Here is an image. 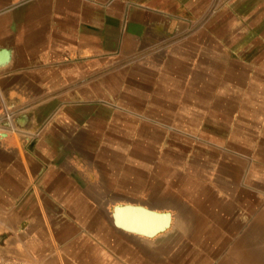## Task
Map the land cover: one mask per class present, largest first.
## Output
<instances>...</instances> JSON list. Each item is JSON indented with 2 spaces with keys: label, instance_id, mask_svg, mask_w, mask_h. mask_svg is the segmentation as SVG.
<instances>
[{
  "label": "crops",
  "instance_id": "1",
  "mask_svg": "<svg viewBox=\"0 0 264 264\" xmlns=\"http://www.w3.org/2000/svg\"><path fill=\"white\" fill-rule=\"evenodd\" d=\"M135 80L163 96L223 97L222 118L193 99L205 118L177 125L174 143L201 153L148 131L136 155L133 121L120 148L114 102L135 96ZM138 185L191 200L190 217L120 194ZM120 204L169 212L171 224L125 231ZM263 210L264 0H0V262L264 264ZM170 232L185 254L167 251Z\"/></svg>",
  "mask_w": 264,
  "mask_h": 264
},
{
  "label": "rangeland",
  "instance_id": "2",
  "mask_svg": "<svg viewBox=\"0 0 264 264\" xmlns=\"http://www.w3.org/2000/svg\"><path fill=\"white\" fill-rule=\"evenodd\" d=\"M136 71L140 74H142V69L140 67V70ZM146 75V74H145ZM143 77V76H142ZM130 82V80L128 81ZM157 82V81H154ZM133 84H135L137 88L135 90V96H130L127 94V92H122L119 94L118 98L114 102L116 105V114H117V120H118V135L121 137L120 141L122 142L121 147H123L124 150H126V135L125 131L128 127L127 121L134 122L135 125V151L136 155H141L142 147L143 145V139L144 135L143 133L150 131L151 137L154 136V138L151 139L155 145H158L159 142V136L166 135L167 141L163 143V147H177L180 148L183 152H194V153H201L200 149L197 147L196 144H188L178 142L177 144L174 143L175 139H178V137L183 136L184 133H181L179 130L180 128L177 127V125L180 126H193L195 130L198 129V124L205 118L206 113H198L196 111L192 112L189 111L188 104L192 102L193 99H197L199 103L203 104H210L212 102L215 105V116L216 118H222L224 114V99L222 96H214L212 100H210V96H208L205 92L206 89H200L202 86H199L200 91H203L204 94H200L198 96H195L194 94H191L193 90L184 89L183 91H186L187 94L185 95H177L174 94L173 90L168 89V94L166 96H163L159 94L158 90L155 92H150L148 88L144 87L142 84L138 83L136 80L132 81ZM201 83V81H200ZM143 87V88H142ZM148 91L150 92V95H148ZM165 97V98H164ZM103 103L106 104V102H109L108 97L104 96ZM180 101H182L181 107ZM151 104L150 107L148 105ZM164 104V105H162ZM107 105V104H106ZM159 107H166V111L159 112ZM106 113H104L105 115ZM209 114V113H208ZM104 128V134H110V132L113 131V129L110 131L108 124L103 125ZM108 126V127H107ZM115 126V125H114ZM113 126V128H114ZM166 131V133H162ZM216 131H221L220 127L215 128ZM186 135V134H185ZM187 136V135H186ZM191 138V137H190ZM182 141H185L183 138ZM190 141V140H187ZM141 143V144H139ZM144 146V145H143ZM121 150V149H120ZM198 153V154H199ZM167 191L172 188V185H167ZM135 193L130 195L129 197H126V191L120 194H123V196L126 198H130L131 200H134L136 202H146L151 205H159L166 204V206L169 205H175L178 206L179 210H181L184 214H187L186 216L190 217L191 213V207L190 202L191 200H177L173 194H166L165 197L167 200H159V196L157 195L156 190L150 191L146 187H142V185H138L135 187ZM121 197V196H120ZM264 214V210L262 211V215ZM188 226V225H186ZM177 227L176 229H174ZM180 228V224H173L171 229L168 231H177ZM190 230V229H189ZM175 243H181L180 249L181 252L178 254H185L184 249L189 246V243L185 240V237L181 238L180 236H175V233L170 232L167 237V246L166 249L170 254L173 251V246Z\"/></svg>",
  "mask_w": 264,
  "mask_h": 264
},
{
  "label": "water",
  "instance_id": "3",
  "mask_svg": "<svg viewBox=\"0 0 264 264\" xmlns=\"http://www.w3.org/2000/svg\"><path fill=\"white\" fill-rule=\"evenodd\" d=\"M6 60V53L4 56ZM142 212L147 215L143 220L139 221L138 216ZM113 220L117 227L138 235L145 237H154L157 234L165 231L171 224V213L169 212H160L153 209L146 208L142 205H133V204H120L116 205L113 209ZM159 216H164V223L159 226H154V218ZM148 223H143L142 221H147Z\"/></svg>",
  "mask_w": 264,
  "mask_h": 264
},
{
  "label": "built area",
  "instance_id": "4",
  "mask_svg": "<svg viewBox=\"0 0 264 264\" xmlns=\"http://www.w3.org/2000/svg\"><path fill=\"white\" fill-rule=\"evenodd\" d=\"M0 264H32L26 261H19V260H5L1 261Z\"/></svg>",
  "mask_w": 264,
  "mask_h": 264
},
{
  "label": "bare ground",
  "instance_id": "5",
  "mask_svg": "<svg viewBox=\"0 0 264 264\" xmlns=\"http://www.w3.org/2000/svg\"><path fill=\"white\" fill-rule=\"evenodd\" d=\"M147 208V207H146ZM145 214L144 212H142L140 215ZM156 220V218L153 219V221ZM147 222H150L149 220ZM155 223V222H154ZM160 225V224H159ZM158 224H154V226H159Z\"/></svg>",
  "mask_w": 264,
  "mask_h": 264
}]
</instances>
